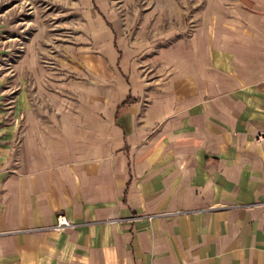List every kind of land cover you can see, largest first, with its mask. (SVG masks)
<instances>
[{"label":"crops","instance_id":"obj_1","mask_svg":"<svg viewBox=\"0 0 264 264\" xmlns=\"http://www.w3.org/2000/svg\"><path fill=\"white\" fill-rule=\"evenodd\" d=\"M120 1L87 78L34 17L4 73L0 264H264V0Z\"/></svg>","mask_w":264,"mask_h":264},{"label":"rangeland","instance_id":"obj_2","mask_svg":"<svg viewBox=\"0 0 264 264\" xmlns=\"http://www.w3.org/2000/svg\"><path fill=\"white\" fill-rule=\"evenodd\" d=\"M110 1L116 13V4L121 1ZM104 4L105 0H91V5L84 0H0V87L7 81L6 69L16 66L17 57L35 29L33 17L47 30L37 49V62L54 69L64 83L85 79L86 69L91 67L89 57L102 50L95 38L99 29L94 20L102 23L98 15L103 14L98 8L103 12ZM134 14L128 13L129 17ZM9 36L12 40L6 39Z\"/></svg>","mask_w":264,"mask_h":264},{"label":"built area","instance_id":"obj_3","mask_svg":"<svg viewBox=\"0 0 264 264\" xmlns=\"http://www.w3.org/2000/svg\"><path fill=\"white\" fill-rule=\"evenodd\" d=\"M264 138V130L263 131H258L255 133L254 139L256 140H261ZM70 226L68 220L62 215V214H57L54 217V223L47 227L48 229L54 230V231H61L63 229H66ZM45 228H39L36 230H41Z\"/></svg>","mask_w":264,"mask_h":264},{"label":"trees","instance_id":"obj_4","mask_svg":"<svg viewBox=\"0 0 264 264\" xmlns=\"http://www.w3.org/2000/svg\"><path fill=\"white\" fill-rule=\"evenodd\" d=\"M133 100H134L133 98L127 97L122 103L131 102ZM115 115H116V112H115Z\"/></svg>","mask_w":264,"mask_h":264}]
</instances>
